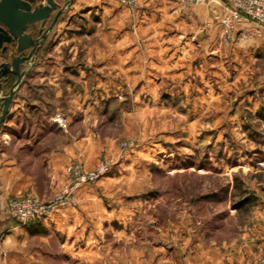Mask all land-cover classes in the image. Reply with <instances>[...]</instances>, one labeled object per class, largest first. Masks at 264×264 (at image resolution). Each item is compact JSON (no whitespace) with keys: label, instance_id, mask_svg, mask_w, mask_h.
Segmentation results:
<instances>
[{"label":"rangeland","instance_id":"374dc122","mask_svg":"<svg viewBox=\"0 0 264 264\" xmlns=\"http://www.w3.org/2000/svg\"><path fill=\"white\" fill-rule=\"evenodd\" d=\"M192 4L198 3L188 5ZM89 19L95 22L99 15L93 12ZM94 22L87 32L90 43L81 46H91V53L97 52L103 29L109 36L115 28L109 11L101 32ZM222 37L226 42L232 35L226 37L222 30ZM210 61L206 59L188 76L168 74L158 64L153 72L141 66L132 80L124 72L118 75L120 86L86 91L83 97L91 104L82 117L62 129L77 140L85 137L90 142L92 160L86 154L75 156L65 168L67 183L51 196L65 191L74 180L68 172L70 164L88 171L105 161L111 166L101 178L77 187L69 208H57L61 213L45 220L58 264H70L65 262L68 255L64 250L73 239L75 246L86 243L91 252L96 250L93 257L101 253V257L128 264L132 250L146 258L147 248L152 247L156 259L162 246L172 245L174 254L185 245L187 251L193 250L203 228L207 227L208 239H221L232 237L239 226L251 225L258 204L236 212L233 202L244 188V193L264 201V123L257 119L264 104L257 97L259 78L256 73L237 74L227 61L220 60L214 67ZM250 94L252 99H248ZM65 140L57 135L50 142L61 146ZM32 155L27 166L32 174L41 175L40 163ZM81 190L88 195L82 197ZM71 211L77 217L68 218L65 213ZM15 225L21 224L7 210L0 220V264H10L9 259L19 261L15 264H36L47 258L38 249L46 236L25 237L23 226L3 243V236ZM84 227L90 232L88 238L81 233ZM100 243L108 248L99 252ZM263 253L264 248L252 264Z\"/></svg>","mask_w":264,"mask_h":264},{"label":"crops","instance_id":"0c3cea01","mask_svg":"<svg viewBox=\"0 0 264 264\" xmlns=\"http://www.w3.org/2000/svg\"><path fill=\"white\" fill-rule=\"evenodd\" d=\"M110 1L113 2L75 0L52 31L45 49L38 55L35 67L18 88L10 107L11 116L6 120L5 129L0 132V220L8 210L11 197L32 194L46 199L67 183L65 168L75 156L86 154L92 160L90 142L85 137L75 139L73 134L58 127L52 116L61 111L68 117L69 124L75 122L91 104L83 97L86 91L95 87L106 90L107 85H122L121 77L117 76L123 72L130 75L132 80L133 76L140 74L138 69L141 66L153 72L155 64H158L168 69V72L165 70L168 74L188 76L199 70L206 59L212 61L215 58L214 63L210 61L212 67L224 60L229 62L228 66L232 64L237 74L241 71L247 75L258 74L257 97L261 105L264 104V28L257 22L242 20L238 22L232 38L225 42L221 18L229 12L230 0H208L186 6L178 0H139L136 9L117 0ZM107 11L111 12L115 24L114 31L110 30L114 34L108 36L107 30L103 29L95 47L97 52L91 53V46L81 47L91 39L87 32L93 28L94 21L89 18L93 12L99 15L94 23L101 32V23ZM124 58L127 59L125 63ZM143 59L147 60L146 64ZM198 60L199 65L196 64ZM30 78L46 85L42 89L44 98L48 91H52L49 100L41 99L38 108L34 109L28 107L24 97ZM180 81L181 78L177 82L179 87L182 86ZM7 92L5 88L0 95ZM76 97L78 100L75 101ZM250 97L248 99H252ZM257 119L264 123L261 116ZM57 135L66 137L61 146L50 142ZM31 154H35L32 155L33 159L40 163L41 175L32 174L27 166L29 159H32ZM38 163L35 165L38 166ZM79 193L82 197L88 195L82 190ZM256 204L257 214L250 220L251 225L239 226L232 237L208 239L206 227L193 250L187 251L185 245L179 254H174L172 245L168 248L162 246L156 259L152 247L147 248L146 258L132 250L128 264H252L253 257L264 248V201L258 200ZM234 210L238 212V209ZM58 213L61 211L55 210L47 218H53ZM76 213L71 211L65 214H68V218H74L77 217ZM46 219L33 227L12 226L3 236V243L7 244L23 226L25 237L46 236L38 249L47 258L40 259L36 264H58L54 258L58 256L57 251L48 242L47 236L52 233L44 225ZM81 233L87 238L90 234L85 227ZM66 244L64 251L68 260L65 262L70 264L127 263L117 258L111 261L107 255L101 257V253L93 257L96 250L91 252V246L86 243L75 246L74 239ZM107 248L108 244L100 243L97 250L102 252ZM17 261L9 259L10 264Z\"/></svg>","mask_w":264,"mask_h":264},{"label":"water","instance_id":"95a60500","mask_svg":"<svg viewBox=\"0 0 264 264\" xmlns=\"http://www.w3.org/2000/svg\"><path fill=\"white\" fill-rule=\"evenodd\" d=\"M75 0H0V132L24 77L35 67L39 51Z\"/></svg>","mask_w":264,"mask_h":264},{"label":"built area","instance_id":"2783aa9c","mask_svg":"<svg viewBox=\"0 0 264 264\" xmlns=\"http://www.w3.org/2000/svg\"><path fill=\"white\" fill-rule=\"evenodd\" d=\"M120 4L136 9L139 0H117ZM186 6L191 3H205L207 0H178ZM229 12L221 18L223 34L230 37L235 31L238 22L242 20L254 21L264 28V0H230ZM264 32V29H263ZM52 120L60 128L69 124L68 117L63 112H57ZM111 162L105 161L91 170H86L81 165L70 164L68 172L75 177L65 191L55 194L47 199L28 194L14 196L9 199L8 212L11 213L21 225L31 221L42 220L49 217L52 212L62 206H68L74 202V190L85 182L94 181L109 172ZM257 264H264V253L260 256Z\"/></svg>","mask_w":264,"mask_h":264},{"label":"trees","instance_id":"16d2710c","mask_svg":"<svg viewBox=\"0 0 264 264\" xmlns=\"http://www.w3.org/2000/svg\"><path fill=\"white\" fill-rule=\"evenodd\" d=\"M51 34L47 37L45 44L43 45V47L40 49L39 53H41L45 47H46V43L48 42V40L50 39ZM15 75L11 74L8 80V83L6 84V89H9V87L11 86V84L15 81ZM45 84H42L36 80L33 79H29L28 80V92L26 94H24V97L27 100V105L29 108H38V101H40L41 99H43L44 97L42 96V89H45ZM52 95V91H48L47 92V96L44 99H48L50 98V96ZM106 102H108V100H106ZM260 116L264 119V106L260 112ZM238 187L241 189L242 185H238ZM245 188L241 191V195L240 198L237 201L233 202V206L236 209H243L244 207H248L251 206L252 204H255L258 202V197L255 194H246L245 192ZM243 193V194H242ZM40 222V220H35V221H31L26 225H38V223Z\"/></svg>","mask_w":264,"mask_h":264}]
</instances>
